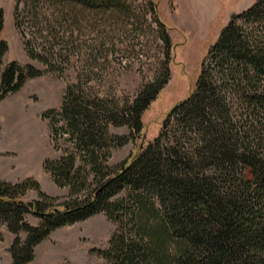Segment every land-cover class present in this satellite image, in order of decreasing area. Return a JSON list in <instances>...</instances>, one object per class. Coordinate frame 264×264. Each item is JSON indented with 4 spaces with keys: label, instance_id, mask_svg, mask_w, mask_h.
Returning <instances> with one entry per match:
<instances>
[{
    "label": "trees",
    "instance_id": "16d2710c",
    "mask_svg": "<svg viewBox=\"0 0 264 264\" xmlns=\"http://www.w3.org/2000/svg\"><path fill=\"white\" fill-rule=\"evenodd\" d=\"M148 6L166 47L160 74L121 99L78 73L59 109L42 115L55 147L61 139L67 145L43 167L69 188V199L55 204L35 180L0 178V227L14 236L11 264L31 263L53 231L99 213L116 224L108 248L93 250L106 264H264V0L231 18L207 50L194 89L168 111L156 137L112 168L111 151L140 134L169 79L173 45L156 4ZM130 13L126 0H18L14 26L40 70L4 62L0 9V100L29 79L75 66L82 23H117ZM121 127L130 137L111 132ZM30 189L38 199L22 200ZM120 193L125 197L115 199ZM28 215L40 222L31 225Z\"/></svg>",
    "mask_w": 264,
    "mask_h": 264
},
{
    "label": "rangeland",
    "instance_id": "374dc122",
    "mask_svg": "<svg viewBox=\"0 0 264 264\" xmlns=\"http://www.w3.org/2000/svg\"><path fill=\"white\" fill-rule=\"evenodd\" d=\"M17 1L0 0V9L4 11L5 17L1 36L8 44L4 62L16 60L22 65L29 64L44 70L39 63L30 60L23 49L20 35L14 26ZM126 1L131 12L129 20L120 19L114 23L102 18L88 26L82 23V36L79 40L81 52L75 66L63 75L45 73L41 77L29 79L17 93L0 100L2 180L16 183L30 178L40 185L42 192L58 199L55 204L68 200L69 188L58 187L43 167L46 161L60 158L61 149L67 145L61 139L55 147L49 121L42 115L48 110L59 109L67 85L74 82L78 73L81 79L95 85L101 93L121 99L133 97L143 84L160 74L161 65L165 62L166 47L159 39L161 32L158 24L153 21L148 0ZM255 1L153 0L173 45L169 79L144 113L143 128L138 136L131 138L130 130L126 127L111 129L113 134L130 138L124 146L111 151L108 160L110 167L116 168L120 163L128 161L140 147L156 137L168 111L194 89L202 60L221 30L233 16L248 9ZM114 25L117 27L115 30L111 29ZM111 42L117 45L116 52ZM90 50L93 55L89 59ZM9 109L13 110L11 119L5 113ZM123 197L125 193H120L115 199ZM21 199L37 200L38 192L30 189ZM26 219L31 225L40 222L31 215ZM115 229L116 224L99 213L82 222L56 229L35 251L40 246L48 248L51 255L42 264H106L93 250L107 249ZM1 230L11 233L4 225L0 227V241L3 243L5 240ZM20 236L24 240L25 235ZM13 239L14 236L10 246Z\"/></svg>",
    "mask_w": 264,
    "mask_h": 264
},
{
    "label": "crops",
    "instance_id": "0c3cea01",
    "mask_svg": "<svg viewBox=\"0 0 264 264\" xmlns=\"http://www.w3.org/2000/svg\"><path fill=\"white\" fill-rule=\"evenodd\" d=\"M1 178V177H0ZM3 234V239L5 242L0 241V264H11V256L8 253V248L11 243L12 235L1 230ZM42 247V246H40ZM38 247L35 251V258L29 264H42L49 260L50 252L47 247L40 248Z\"/></svg>",
    "mask_w": 264,
    "mask_h": 264
},
{
    "label": "bare ground",
    "instance_id": "6f19581e",
    "mask_svg": "<svg viewBox=\"0 0 264 264\" xmlns=\"http://www.w3.org/2000/svg\"><path fill=\"white\" fill-rule=\"evenodd\" d=\"M5 113H6L7 116L10 117V119H11V116L13 115V110H12V109L6 110Z\"/></svg>",
    "mask_w": 264,
    "mask_h": 264
}]
</instances>
